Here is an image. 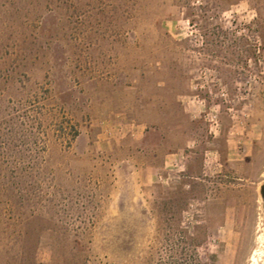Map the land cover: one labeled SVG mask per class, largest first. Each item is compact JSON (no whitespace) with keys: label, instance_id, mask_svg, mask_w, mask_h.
Here are the masks:
<instances>
[{"label":"rangeland","instance_id":"374dc122","mask_svg":"<svg viewBox=\"0 0 264 264\" xmlns=\"http://www.w3.org/2000/svg\"><path fill=\"white\" fill-rule=\"evenodd\" d=\"M263 182L264 0H0V264H264Z\"/></svg>","mask_w":264,"mask_h":264},{"label":"flooded vegetation","instance_id":"af4514ba","mask_svg":"<svg viewBox=\"0 0 264 264\" xmlns=\"http://www.w3.org/2000/svg\"><path fill=\"white\" fill-rule=\"evenodd\" d=\"M261 197L263 199L261 210H262V216H263V220H264V182L261 186Z\"/></svg>","mask_w":264,"mask_h":264},{"label":"trees","instance_id":"16d2710c","mask_svg":"<svg viewBox=\"0 0 264 264\" xmlns=\"http://www.w3.org/2000/svg\"><path fill=\"white\" fill-rule=\"evenodd\" d=\"M22 162H23V164H25L26 161H22ZM27 163H28V162H27ZM21 164H22V163H21Z\"/></svg>","mask_w":264,"mask_h":264}]
</instances>
